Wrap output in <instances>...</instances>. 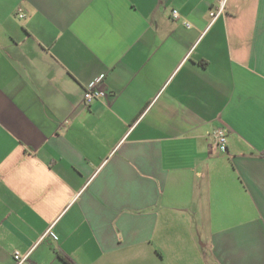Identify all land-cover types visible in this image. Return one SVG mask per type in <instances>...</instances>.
Instances as JSON below:
<instances>
[{"label":"crops","instance_id":"crops-1","mask_svg":"<svg viewBox=\"0 0 264 264\" xmlns=\"http://www.w3.org/2000/svg\"><path fill=\"white\" fill-rule=\"evenodd\" d=\"M30 250L264 264V0H0V264Z\"/></svg>","mask_w":264,"mask_h":264},{"label":"built area","instance_id":"built-area-1","mask_svg":"<svg viewBox=\"0 0 264 264\" xmlns=\"http://www.w3.org/2000/svg\"><path fill=\"white\" fill-rule=\"evenodd\" d=\"M219 12H211L210 16L216 18ZM174 19H179V14L176 11L171 13ZM15 16L18 19L25 18L24 10L19 7L15 11ZM102 77L96 78L91 84H89L83 91L81 103L84 107H89L95 102H101L106 98V93L99 88V85L102 81ZM210 149L215 152L225 153L226 152V133L223 128H216L212 131L209 136ZM31 250L26 254H21L17 251L13 253V260L15 264H33L30 262L29 257Z\"/></svg>","mask_w":264,"mask_h":264}]
</instances>
